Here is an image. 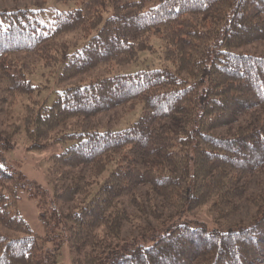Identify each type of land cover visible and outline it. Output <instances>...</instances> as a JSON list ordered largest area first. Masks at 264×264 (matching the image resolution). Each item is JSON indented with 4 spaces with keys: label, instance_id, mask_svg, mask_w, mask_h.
<instances>
[{
    "label": "trees",
    "instance_id": "trees-1",
    "mask_svg": "<svg viewBox=\"0 0 264 264\" xmlns=\"http://www.w3.org/2000/svg\"><path fill=\"white\" fill-rule=\"evenodd\" d=\"M55 1H77L79 7L55 13L47 26L29 8L0 11L6 93L28 97L36 91L10 56L50 57L49 43L76 32L92 36L64 59L60 83L101 66L132 64L149 51L153 34L162 36L169 64L68 88L33 122L25 120L29 151H42L51 133L71 119L142 107L125 130L68 134L56 142L71 146L53 155L54 167L85 168L91 179L74 176L64 185L49 204L48 221L47 205L36 206L46 230L60 231L55 241L67 242L72 264H264V213L250 225L226 230L184 221L211 205L220 226L241 202L251 201L248 181L264 169V0ZM255 45L263 46L260 54L243 51ZM12 149L13 143L0 138V264H56L61 244L50 248L47 237L33 235L18 211L17 192L31 200L45 192L8 166L4 154ZM114 158L117 166L89 199ZM9 187L16 190L13 196ZM138 188L182 216L167 218L166 229L149 246L121 239L130 219L121 199L132 205ZM256 203L264 209L263 198ZM70 204L68 211L59 208Z\"/></svg>",
    "mask_w": 264,
    "mask_h": 264
},
{
    "label": "rangeland",
    "instance_id": "rangeland-1",
    "mask_svg": "<svg viewBox=\"0 0 264 264\" xmlns=\"http://www.w3.org/2000/svg\"><path fill=\"white\" fill-rule=\"evenodd\" d=\"M77 7H79L77 1L67 4L57 3L55 0L0 1V11L29 8L35 13V18L45 26L49 25L55 13L72 11ZM94 13L95 10L92 11L91 18L94 16ZM102 16L106 18L105 15ZM91 36L87 37L86 32H76L57 38L48 45L50 57L42 58L39 55L34 56L24 53L9 57V62L16 66L15 68L22 72L31 86L35 88L36 91L33 95L21 97L16 94L6 93L4 91V79L0 75V138L7 139V141L13 143V149L4 154L5 161L12 168V171L25 176L27 181L45 192V197H40L37 200H31L26 192H17L15 198L18 201L17 208L31 233L39 238L47 237L48 241H50L48 245L50 248L56 247L54 246L56 243L61 244L60 239L55 241L56 238L61 236L60 231L50 230L49 232V229L46 230L45 226L40 222L39 210L36 206H38V203L42 207L47 205L44 210L47 211L45 220L48 221L50 217V213H48L50 211L49 204L53 203L54 196L59 190L63 189L64 185H69L74 176L83 175L87 180L91 181L88 170L85 168L64 169L54 167L51 161L53 155H59L71 146L70 142L63 145V143H56L57 140L68 134H79L93 130L101 132L105 130H125L136 122L141 114L142 107L138 104L132 109L118 107L112 112L96 118L87 120L71 119L51 133L49 144L47 143L45 145L46 148L42 151H29L31 143L24 132L25 120L29 119V121L33 122L35 115L41 109L47 110L55 97L68 88L86 87L96 80L117 75L134 74L146 69H163L169 65L164 60L166 44L162 40V36L160 34H153L148 39L149 51L139 53L132 64L124 67H117L112 64L101 66L84 77L60 83L62 69L65 65L64 59L79 50ZM262 47L261 45H255L243 51L258 55L263 51L264 47L263 49ZM242 123H244L243 119L240 120V124ZM236 127L233 128L232 132ZM216 133L220 135L224 132L217 131ZM117 160L116 158L112 160L113 163L108 165L106 172L97 180V185L92 186L89 199L97 193L100 186H102L109 174L115 169ZM62 179H67V181L63 182L61 181ZM247 186L251 201L248 203L241 202L238 212L229 219L221 221L220 226L217 225L218 216L215 212L211 211V205L192 211L184 221L192 225L201 224L208 231L235 229L241 225H250L264 213V209L259 210L261 203H258L260 204L259 207L256 203L259 198L264 199V169L258 171L248 181ZM15 191L13 187H9V196H13ZM31 192L34 193L33 190ZM135 197L136 200L132 205L129 198L121 199L122 210L125 209L130 214L129 223L122 226L121 239L132 240L130 242L149 246L166 229L167 218L176 217L174 219L178 218L180 220L182 217L181 214L177 217L171 210L172 208L160 200H155L151 197L146 199L144 188H138ZM78 201L82 202V199ZM14 203L15 205L17 204V202ZM253 203H256V205ZM176 205L178 204L176 203ZM59 208L65 212L72 209V205L70 204L62 208L59 206ZM138 214L142 216H138ZM4 233L7 232L4 231ZM56 252V264H72L73 255L70 253L67 242H63Z\"/></svg>",
    "mask_w": 264,
    "mask_h": 264
}]
</instances>
